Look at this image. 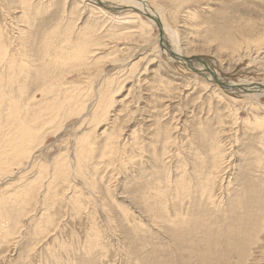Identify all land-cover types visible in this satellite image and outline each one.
<instances>
[{
	"label": "rangeland",
	"instance_id": "1",
	"mask_svg": "<svg viewBox=\"0 0 264 264\" xmlns=\"http://www.w3.org/2000/svg\"><path fill=\"white\" fill-rule=\"evenodd\" d=\"M10 1L0 0L5 32H11L10 22H22L20 1ZM85 1L109 12L86 28L100 40L90 50L105 47L90 59L94 87L83 99L90 105L84 117L75 108L61 117L70 106L64 105L40 133L28 163L9 176L0 171V213L8 215L10 232L0 241V264H264V127L247 124L256 117L264 121V109L244 94L249 86L242 83L264 81V49L257 53L251 42L239 56L224 44L227 35L243 45L247 38H263L264 48V0H148L165 25L153 26L148 41L136 28L127 29L129 34L110 28L116 16L137 11ZM46 3L32 12L42 13ZM53 4L33 22L44 39L61 16L58 0ZM187 9L192 17L183 13ZM87 15L69 18L79 19L77 29L85 27ZM168 49L179 50L173 56ZM196 63H208L222 79L208 80ZM64 80L80 84L83 76ZM28 86L37 88L31 80ZM99 90L112 104L103 117L93 116ZM29 92L37 108L46 96ZM64 95L62 103L72 102V93ZM259 101L264 105V96ZM204 130L212 131L211 142L229 156L225 169L214 173L217 178L209 176L215 186L206 183L205 196L194 165L195 155L206 152ZM109 134L119 142L113 153L104 141ZM26 191L32 197L23 196ZM153 208L172 224L157 218Z\"/></svg>",
	"mask_w": 264,
	"mask_h": 264
},
{
	"label": "bare ground",
	"instance_id": "2",
	"mask_svg": "<svg viewBox=\"0 0 264 264\" xmlns=\"http://www.w3.org/2000/svg\"><path fill=\"white\" fill-rule=\"evenodd\" d=\"M13 1L14 0H11L10 2ZM19 1H20V8L17 9L18 11L20 10L21 12L22 22H20V20L13 22V24H11L10 22L9 24L12 25L11 32L9 30L5 32L3 30L2 24H0V94L3 95L2 98L7 97V102L5 104L2 98H0V171L8 170L10 174H8V172H4L8 176L12 175L14 169H18L19 167L17 166H19L20 164L26 165L28 163V160L30 159V155L32 154L33 149L39 146L40 133L44 134L46 131V130L43 131L45 126L48 123L54 121L56 118L60 117L61 115L60 109L64 105L65 106L70 105V106L65 108L67 112L66 114L64 113L61 117L67 116V114L69 113H73L72 112L73 108H75L74 112L76 110L78 111V115L80 117L81 116L84 117L83 113L87 110V105L88 104L90 105V103L87 104L86 101H84L83 99L88 97L89 94L92 95L90 89L94 87L91 83L92 78L94 76V74L90 72L92 69L90 66L93 64V61L91 60H96V57L99 54H101V52L96 53V51L105 50V47H102L103 44H100L101 48H95L93 50H90V46L98 43L100 40L93 38L92 36H89L88 35L89 32L86 28L88 27L87 24L93 21H98L97 23L94 22L95 26L99 25L102 20H106L107 13L109 14V12L93 4L87 3L85 0H73L71 5H69L68 3V6H67V0H58V4L61 6L60 9L61 16H59L57 19L58 24L56 25V27L46 32L44 39V36L42 35L41 32L35 31L36 29L33 30L34 27L33 22L36 19H38L40 15L42 16L48 10H50V7L54 5L53 4L54 0H47V3L43 7L42 13L41 12L38 13L37 11L35 13L32 12V10L36 6L40 7V5L43 4V0H19ZM96 1L103 5H109L108 8L114 7L115 9H120V10L130 9L133 11H137V13H130V14L125 13V15H120L121 17H119V15L118 17L116 16L117 20L110 24V28L111 30L114 29L119 30L120 32L118 33L129 34L127 29L136 28V33L139 32L140 35L143 36L144 39L146 38L145 40L148 41L149 37L154 35L153 26H157V27L159 26L161 28L165 26L164 22L162 21V15H160L158 9L153 7V5L148 2V0H114L115 3L113 4L112 3L109 4L107 0H96ZM86 13L88 15H87V21L85 27H81V28L77 27L76 29V26L78 24L76 21L77 20L79 21V19L71 20L72 18L69 17L75 14L76 15L78 14V16L81 17L83 14ZM183 13L188 14L189 17L190 16L192 17L193 15V13L188 9L183 10ZM140 16H144L149 21H145L141 19ZM62 27H64V29H62ZM74 30L78 31L77 35L74 34ZM32 34H35L36 36ZM168 34H164V36ZM170 34L172 36L176 35L175 31H173V33L170 32ZM262 40L263 38H259L250 41V39L247 38L245 40V45H243L242 42L239 41L238 39L235 40L234 37L232 38L227 35V37L226 36L224 37V44L226 45L227 48L231 49L234 55L235 53H238V55L240 56L242 55L241 53L248 51L247 45L250 47L251 44H253L251 42H254L255 46H257L256 49L257 53L259 52L261 53V51H263L264 49L262 48L263 45ZM168 51L172 55L175 53V51L171 49L170 50L168 49ZM182 58L186 62L192 61L189 60L190 58L187 56H183ZM182 58L180 57V59ZM192 62H196V60ZM207 64L208 63L202 65L201 63H196L195 69L200 71L199 73L201 74L204 73L207 76L208 80L212 82L213 81L217 82V79L221 80L222 78L220 77V74L214 70L211 71L210 65ZM133 66H131V69L133 68ZM77 72L79 73L76 74ZM65 76L66 78L70 79V81H75V82L77 80V77L81 80V77L83 76V80L81 81L82 83L80 84L72 82L71 85H66L64 82ZM30 80L32 81V84H34L37 87L36 89H33L31 88V86H28ZM243 81H244L242 82L243 84L249 86L245 90L246 93L244 92L243 93L246 94L247 97H250L253 100H257L258 107L264 109V105H261V102L259 101L260 98L264 96V81L261 82H253L249 80H243ZM18 83L22 84V86L18 87L17 86ZM83 83L84 85L82 86ZM242 83L231 82L230 83L231 85L229 84L228 86L231 87L239 86L238 84L241 85ZM220 87H224V86H220ZM29 89L33 90V92L34 91L38 92L39 98L42 97L43 95L46 96L43 97L41 100H39V103L36 105L37 108L33 107L34 102L32 103L29 102V97L33 95V93L28 95V93H30ZM5 90H8V93H4ZM220 91L224 92V90L222 89ZM230 91H232V89ZM98 92H99L98 93L99 100L97 99L96 100L97 102L95 101L93 105L94 106L93 116H98V117H103L104 115L107 116L108 110L112 105L108 103V101L111 100H107L106 97L107 95H105V93L103 96L102 90H99ZM17 93L19 95H13ZM68 93H72V97H71L72 102L70 101L69 104L68 103L64 104L62 103L63 101L61 100V97L64 94L66 95ZM224 94L225 93H223V95ZM76 97L78 98V100L75 105L73 104V101L74 98ZM58 99H59V103L54 104ZM85 113H87V111ZM3 117H5L4 118L5 120H3ZM247 124H249L252 128L258 126L260 128L264 127V121L259 117H256L255 122L253 123L247 122ZM4 127H8V129L5 128L4 131ZM211 134L212 131L210 130L201 131L200 134L202 139L201 144L205 145L206 148L204 149V151L206 150V152L204 156H202L201 154L195 155L194 165L196 171L199 174L198 176L199 180L197 182V185L200 188V190L203 192V196L208 194V192H206V187H205L206 183L207 185L211 184V186L213 185L215 186V182H214L215 180L209 179V176H214V178H217V176H215L214 173L222 172L229 161V156L226 157L224 156L225 153L222 150L221 146L219 144H215L211 142V138H210ZM208 135L210 137H208ZM104 141L107 142L106 146L110 149L109 151L111 153H113L114 149L116 151L118 150L119 142L116 140L115 136L109 134L106 140ZM198 151H201V149L200 150L198 149ZM208 165H210L209 166L210 170L207 169ZM203 174H207L205 177L207 180H205V182L204 181L202 182L201 179V175ZM1 179H3V177ZM24 195H26V197L27 196L32 197V193H30V191H26L23 194V196ZM211 196L212 194L210 193L209 197ZM2 197L4 196L2 195ZM250 199L253 201L255 200L252 197H250ZM147 200H148L147 198L143 200L144 204L148 207L149 206L152 207V204H150ZM34 201H36V198H34ZM256 201L257 200H255V202ZM153 212L157 214L156 215L157 218H161L164 221H168V223L172 222L168 220L170 216L167 215L165 216L160 209L158 210L156 208H153ZM7 217H8L7 214L6 217L4 218L0 213V238H1L0 241L4 240L3 236L6 237L10 234L9 230H7L5 227L6 225L5 222H7L8 220ZM154 217L155 216L153 215V218ZM153 221H158V220H155L154 218Z\"/></svg>",
	"mask_w": 264,
	"mask_h": 264
}]
</instances>
